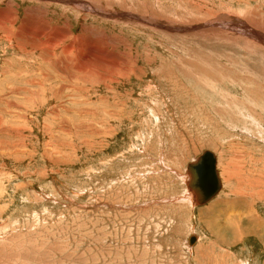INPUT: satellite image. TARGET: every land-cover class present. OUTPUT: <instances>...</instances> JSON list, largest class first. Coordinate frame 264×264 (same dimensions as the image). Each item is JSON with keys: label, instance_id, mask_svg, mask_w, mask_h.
I'll list each match as a JSON object with an SVG mask.
<instances>
[{"label": "rangeland", "instance_id": "rangeland-1", "mask_svg": "<svg viewBox=\"0 0 264 264\" xmlns=\"http://www.w3.org/2000/svg\"><path fill=\"white\" fill-rule=\"evenodd\" d=\"M252 32L264 0H0V264H264ZM77 42L120 65L71 69ZM204 150L224 189L192 207Z\"/></svg>", "mask_w": 264, "mask_h": 264}, {"label": "water", "instance_id": "water-1", "mask_svg": "<svg viewBox=\"0 0 264 264\" xmlns=\"http://www.w3.org/2000/svg\"><path fill=\"white\" fill-rule=\"evenodd\" d=\"M187 172L190 176L187 187L193 192L196 203L204 205L211 201L222 189V182L217 169V157L205 150L195 162L189 163ZM197 241L196 236L189 238V245Z\"/></svg>", "mask_w": 264, "mask_h": 264}, {"label": "bare ground", "instance_id": "bare-ground-1", "mask_svg": "<svg viewBox=\"0 0 264 264\" xmlns=\"http://www.w3.org/2000/svg\"><path fill=\"white\" fill-rule=\"evenodd\" d=\"M5 15H7V14H5ZM114 15V14H113ZM119 15V14H118ZM4 16V15H3ZM11 16V15H10ZM5 17V16H4ZM5 19V18H4ZM142 21H143V19H141ZM3 24V23H2ZM24 25V24H23ZM3 29V28H2ZM243 29H247V28H243ZM260 30V29H259ZM254 32H256V31H254ZM9 33H11V32H9ZM244 35H247V36H249V37H253V38H257L260 42H264V39L263 38H260L259 39V37H260V35H262V34H260V35H257L256 33L254 34L253 32L252 33H247V34H244ZM10 36H11V34H10ZM16 36V35H15ZM66 36V35H65ZM8 38V37H7ZM11 38V37H10ZM9 38V39H10ZM15 38V37H14ZM49 43V42H48ZM95 43V42H94ZM93 43V44H94ZM262 44V43H261ZM46 45H48V44H46ZM46 45H44L43 44V46H41V47H43V49H44V51L46 52V54H47V61L48 62H53V61H55V60H53L52 59V57H51V55H52V53H51V55H49L48 53H49V51L51 50V48L50 47H48V46H46ZM95 46V50H97V51H100V48L98 49V46L99 45H96V44H94ZM39 46V45H38ZM50 46H52V45H50ZM88 47V46H87ZM88 49H89V47H88ZM87 49L85 48V46L83 45V44H81V43H79V42H77V44L75 43V44H72L71 46H69V48H66L65 49V51L63 52V54H62V57L63 58H61L60 59V57H59V59L60 60H67V61H69L70 60V56L69 55H71V56H73V62H72V66H71V69H76V70H80V71H83L84 70V72L86 73V74H89V73H91V71H97V69L98 68H100L99 67V63H98V59H100V56L96 59V57L94 56L92 59H91V57H90V55L88 54V52L90 51V50H88V51H86ZM35 51V50H34ZM53 55H55V54H53ZM52 55V56H53ZM112 55H113V53H112ZM102 57H103V59H100L101 61H103L105 64H108L107 66H103L102 67V69L103 68H108V67H111L110 69H113V65H114V67L116 66V64H117V68H118V66L120 65V64H118V63H115L116 61L114 60V59H112L111 57H107V59L103 56V54H102ZM68 58H69V60H68ZM90 58V60L88 61V59ZM105 58V59H104ZM53 60V61H52ZM72 60V59H71ZM107 60L109 61V62H111V63H107ZM95 61V63H93ZM64 62V61H63ZM61 63V62H60ZM91 63H93V67H91L92 65H91ZM58 64V63H57ZM64 64H65V62H64ZM58 66V65H57ZM68 66H70V64H67V65H65V67L63 68L62 66H61V72L64 74H66L68 71H69V69H68ZM123 68V67H122ZM65 69V70H64ZM122 72V71H121ZM97 73V72H96ZM94 75V74H93ZM93 75L91 76V77H93ZM105 76V75H104ZM213 152V151H212ZM214 153V152H213ZM215 154V153H214ZM216 155V154H215ZM216 157H217V169H218V172H219V176H220V179H221V175H220V171H219V161H218V156L216 155ZM222 157V156H221ZM234 165V164H233ZM262 176V175H261ZM188 179H187V182H189V179H190V176H189V174H188ZM257 181V180H256ZM187 182H186V187H187ZM221 182H222V179H221ZM254 182V181H253ZM260 182V181H259ZM254 184V183H253ZM252 184V185H253ZM257 184V183H256ZM255 185V184H254ZM260 185V184H259ZM259 185H257L258 187H259ZM187 189H188V191H189V198H190V202L192 203V207H193V205H194V207H199V206H205V205H207L208 203H210L211 201H213L217 196H219V194H221V192L223 191V189H224V186H223V182H222V189H221V191L211 200V201H209L208 203H206V204H204V205H198L197 203H196V199H195V196H194V194H193V192L187 187ZM252 189V188H251ZM257 191V190H256ZM258 191H260V190H258ZM261 192V191H260ZM262 193H263V191H262ZM255 194V193H254ZM184 195H186V194H184ZM183 201V200H182ZM212 207V206H211ZM250 216H252V214H250ZM258 217V216H257ZM258 218H260V217H258ZM257 221V220H256ZM241 222V221H240ZM254 222V221H253ZM252 222V223H253ZM255 223V222H254ZM262 224H264V222H262ZM257 230V229H256ZM259 230V229H258ZM257 230V231H258ZM256 231V232H257ZM264 231V230H263ZM258 233V232H257ZM262 235H264V234H262ZM258 236V235H257ZM197 239H198V237H197Z\"/></svg>", "mask_w": 264, "mask_h": 264}, {"label": "crops", "instance_id": "crops-1", "mask_svg": "<svg viewBox=\"0 0 264 264\" xmlns=\"http://www.w3.org/2000/svg\"><path fill=\"white\" fill-rule=\"evenodd\" d=\"M205 151V150H204ZM210 151H212V150H210ZM214 152V151H213ZM215 153V152H214ZM216 154V153H215ZM217 155V154H216ZM218 156V155H217ZM219 158V157H218ZM187 166H188V164L186 165V168H185V175H186V179H188V173H187ZM186 182H187V180L185 181V187H186ZM188 184V183H187ZM186 197H189V191H188V189H187V187H186V195H185ZM189 201H190V198H189ZM190 205H192V203L190 202L189 203Z\"/></svg>", "mask_w": 264, "mask_h": 264}]
</instances>
